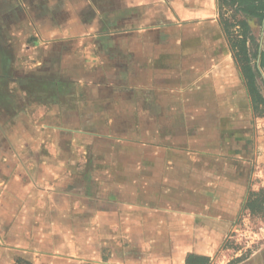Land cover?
Returning a JSON list of instances; mask_svg holds the SVG:
<instances>
[{"label": "crops", "instance_id": "1", "mask_svg": "<svg viewBox=\"0 0 264 264\" xmlns=\"http://www.w3.org/2000/svg\"><path fill=\"white\" fill-rule=\"evenodd\" d=\"M221 21L0 0V264H219L248 181L227 106L193 109L247 98Z\"/></svg>", "mask_w": 264, "mask_h": 264}, {"label": "rangeland", "instance_id": "2", "mask_svg": "<svg viewBox=\"0 0 264 264\" xmlns=\"http://www.w3.org/2000/svg\"><path fill=\"white\" fill-rule=\"evenodd\" d=\"M233 14V10L227 4L221 9L219 8V16L222 20L232 18ZM235 18V21L246 18L250 24V30L247 32L248 35L251 33L250 36H253V39H248L247 47L254 62L253 54L258 46L263 45V26L260 25L259 20L244 17L241 14ZM231 30L235 36L243 31L240 27L231 28ZM234 59L237 62L236 58ZM258 84L264 95V82L260 76H258ZM207 99L213 100V98H201V102L197 100L193 103V109L202 111L209 107L208 109L218 112L222 108L221 106H227L231 112V118L226 122V127L229 124L231 126V130H227L230 139L226 140L233 145L230 153L233 156L242 154V160L247 161L246 194L234 229L219 254V264H264V204L257 206L254 210L243 207L251 194L264 191V117L257 116L254 111L248 90L247 98H240V102L238 98H225L227 101L223 104L210 102L207 105L202 101ZM218 122L219 120H217V124ZM238 135H240L239 138Z\"/></svg>", "mask_w": 264, "mask_h": 264}, {"label": "trees", "instance_id": "3", "mask_svg": "<svg viewBox=\"0 0 264 264\" xmlns=\"http://www.w3.org/2000/svg\"><path fill=\"white\" fill-rule=\"evenodd\" d=\"M219 8L227 6L233 10L232 18H224L221 22L224 31L229 39V44L233 50L234 56L241 68L243 80L247 85L249 96L253 109L257 116L264 117V95L261 92L258 84V76L262 77L264 82V38L263 45L258 46L253 54L254 62L250 56L247 42L248 39H253V36L248 35L247 30H250V24L246 18H240L235 21L238 14L259 20L260 25L264 29V0H217ZM240 27L243 29L241 34L235 36L231 28ZM264 204V191L255 192L246 199L244 208L250 210L256 209L257 206Z\"/></svg>", "mask_w": 264, "mask_h": 264}]
</instances>
